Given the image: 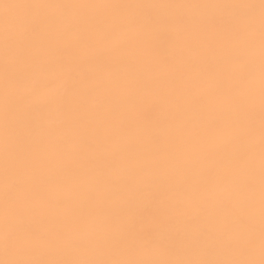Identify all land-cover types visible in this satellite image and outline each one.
Masks as SVG:
<instances>
[{
	"label": "snow or ice",
	"instance_id": "6c2138e0",
	"mask_svg": "<svg viewBox=\"0 0 264 264\" xmlns=\"http://www.w3.org/2000/svg\"><path fill=\"white\" fill-rule=\"evenodd\" d=\"M0 7V264H264V0Z\"/></svg>",
	"mask_w": 264,
	"mask_h": 264
},
{
	"label": "bare ground",
	"instance_id": "6f19581e",
	"mask_svg": "<svg viewBox=\"0 0 264 264\" xmlns=\"http://www.w3.org/2000/svg\"><path fill=\"white\" fill-rule=\"evenodd\" d=\"M6 3H16L18 0H3ZM53 2H102V0H53ZM112 2H120V0H112ZM12 15L16 14V10H12ZM5 15V11L3 7H0V27H2L3 18Z\"/></svg>",
	"mask_w": 264,
	"mask_h": 264
}]
</instances>
